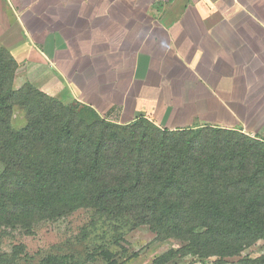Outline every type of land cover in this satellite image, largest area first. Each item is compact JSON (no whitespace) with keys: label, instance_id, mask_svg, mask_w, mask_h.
Returning <instances> with one entry per match:
<instances>
[{"label":"trees","instance_id":"trees-1","mask_svg":"<svg viewBox=\"0 0 264 264\" xmlns=\"http://www.w3.org/2000/svg\"><path fill=\"white\" fill-rule=\"evenodd\" d=\"M16 67L0 46V229L29 231L92 208L186 242L154 264L178 253L226 257L264 246V140L210 125L162 128L142 117L109 122L30 84L13 89ZM14 106L26 113L20 129L11 125ZM79 106L96 120H83ZM241 263L264 264V253Z\"/></svg>","mask_w":264,"mask_h":264},{"label":"crops","instance_id":"crops-1","mask_svg":"<svg viewBox=\"0 0 264 264\" xmlns=\"http://www.w3.org/2000/svg\"><path fill=\"white\" fill-rule=\"evenodd\" d=\"M0 46L117 123L264 140V0H0Z\"/></svg>","mask_w":264,"mask_h":264},{"label":"rangeland","instance_id":"rangeland-1","mask_svg":"<svg viewBox=\"0 0 264 264\" xmlns=\"http://www.w3.org/2000/svg\"><path fill=\"white\" fill-rule=\"evenodd\" d=\"M13 58L17 67L12 88L17 90L29 84L34 86L23 73V68H19L15 57ZM46 94L66 106L76 101L65 89L55 95ZM79 112L86 122L96 120L92 111L85 107L79 106ZM141 123L147 126L148 121ZM25 124L24 109L14 106L11 115L12 127L20 129ZM238 132L259 142L255 135L241 130ZM2 168L0 163V171ZM185 244V241L176 238L158 237L148 224H137L126 214L110 217L92 208H79L59 218L40 220L29 231L1 228L0 264H40L49 257L61 258L63 264H154L153 261L158 256ZM262 253L264 246L255 243L234 256L178 253L164 264H192L199 259L216 260L223 264H242L243 259L254 258Z\"/></svg>","mask_w":264,"mask_h":264},{"label":"built area","instance_id":"built-area-1","mask_svg":"<svg viewBox=\"0 0 264 264\" xmlns=\"http://www.w3.org/2000/svg\"><path fill=\"white\" fill-rule=\"evenodd\" d=\"M192 264H219L215 262V260L205 259V260H197Z\"/></svg>","mask_w":264,"mask_h":264}]
</instances>
